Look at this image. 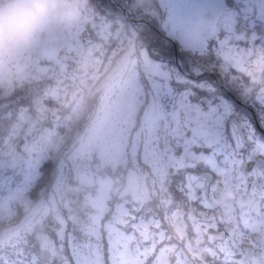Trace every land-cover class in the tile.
<instances>
[{"label": "trees", "instance_id": "obj_1", "mask_svg": "<svg viewBox=\"0 0 264 264\" xmlns=\"http://www.w3.org/2000/svg\"><path fill=\"white\" fill-rule=\"evenodd\" d=\"M206 1L200 0L195 9L187 7L182 2L176 3L178 16L188 20V18L200 15V22L194 26V31L198 34L205 33L212 28L213 13L212 18L207 22L201 21V17L207 15L204 10ZM113 5V0L106 3V6L113 7ZM101 29L103 30V27ZM78 37L70 35L65 41L61 38L58 43L49 45L46 40L41 41L40 35L37 39L38 45L35 43L12 65L6 68L5 63L0 64V92L2 94L13 89L10 82L17 86L21 85V79L25 78L29 71H34L35 74L47 70L55 71L53 76H58L57 84L52 87L59 88L63 80L66 81L64 82L66 90L63 88V92L54 93L49 99L51 103H45L46 99L35 96L32 98V104L22 108L17 118V112L14 113L16 115L13 119L10 118L12 110L7 113L6 111L1 112L14 101L0 104V119L10 118L11 124L14 123L0 141L2 143L10 141L11 148L8 152L16 158V164L6 163V166L0 169V264H48L40 254L34 251L38 248L32 244L28 235L34 231L40 220L50 213L53 206L59 207L64 215V217L60 215L59 220L65 230L68 253L60 262L55 261L51 264H75V254L80 253L87 257L88 264L92 262L107 264L101 252L105 235L113 237L116 243L118 239L122 240L125 251L129 252V256L123 257L127 264H147L153 254L160 255L157 259L164 261L165 264H216L219 259L221 261L219 256L212 257L209 253L206 254L197 239L189 233V227L178 218L176 210L178 209L177 199L180 195L176 190L174 175L179 170L172 172L167 166L168 163L164 162L167 144L158 141L152 133L153 114L160 111L159 108L154 107L159 101L155 99L152 91L142 100L138 109L136 108V117L139 116L137 123L139 127L136 133L140 132V134L136 136L135 145L133 144L135 133L132 132L134 126L130 127L132 124L129 125L127 122L129 118H122L121 112L117 109L106 111L108 117L96 116L92 119L85 136L65 151V153L70 151L73 155L72 159L71 156L68 159L69 164L67 163L71 172L48 174L44 181L45 176L36 165L37 162L42 157H46L45 162L48 160L53 162L56 168L66 164V160L57 161L56 152L69 146V138L75 135L74 128L71 129V126H76L84 119L85 110L78 111L80 108L77 106L64 111V107L71 102V97L65 101L67 88L75 82L77 86L84 83V80H90L93 72L98 68L96 63L103 61V58H98L96 54H93L90 56L92 62H89L87 67L77 68L78 61L83 60L87 55L86 46H82V41ZM146 39L153 41L151 31L141 37L144 42L142 49L145 50L147 49ZM38 52L40 55L36 58L33 53ZM146 52L155 60L153 51L152 54L147 50ZM43 54L55 58L57 60L55 65L51 60L44 58ZM62 67L67 69L63 74L60 69ZM116 84L113 82L107 87L106 91L110 96L118 93ZM144 103L147 104L140 108ZM81 109H84V106ZM32 113L37 123L44 126V131H37L34 128V122L31 120ZM44 117H49L50 121L45 120ZM67 122L70 125L66 126ZM147 122L148 128L145 124ZM27 125L29 129L24 128ZM50 125L51 129L46 127ZM59 128H64L63 134ZM122 128L124 130H121ZM13 130L29 144L22 146L23 141L21 140L22 143L16 144L12 150L11 138L14 140V135H16ZM49 153L53 157H50ZM95 153L101 156L99 164L96 165L99 171L107 165L113 167L110 173L105 171L95 175V188L92 191L88 189L87 195L82 199V202L86 203L85 205L82 203L86 211L84 217H81L77 213V208L73 206L77 203V198H71L74 199V201L70 200L72 207L65 208L61 203L65 197L63 180L69 177L67 181H75L80 173L88 172V168L92 170L91 163ZM127 161L139 162L138 170L144 167L143 172L137 174L136 186L138 197L144 199V188L149 198H154V201L146 202V211H140L130 196L120 198L113 193L117 182L115 174L124 177L135 174H131L133 169L127 172L126 166L128 170L131 169ZM14 168L16 170L12 174L11 171ZM91 170L89 172H92ZM34 197L37 198L35 201ZM23 213L28 214L24 216V222L21 223L19 217ZM11 253L18 258L13 260L12 257L9 258L8 254ZM208 256L215 261L207 263L204 258L207 259Z\"/></svg>", "mask_w": 264, "mask_h": 264}, {"label": "snow or ice", "instance_id": "obj_2", "mask_svg": "<svg viewBox=\"0 0 264 264\" xmlns=\"http://www.w3.org/2000/svg\"><path fill=\"white\" fill-rule=\"evenodd\" d=\"M132 2L122 0L125 14ZM176 2L158 0L149 25L157 39H146V50H155L163 109H178L177 118L186 117L173 149L176 190L200 209L203 220L191 219L211 234L223 264H233L229 258H238L234 249L243 237L230 235L217 214L245 233L264 230V89L245 87L264 79V47L250 53L247 45L250 25L261 32L252 40H264V2L256 21L252 13L258 0H213L214 19L222 26L202 34L194 32L200 15L178 16ZM223 192H231L230 198L222 199ZM75 255V264H88L84 254Z\"/></svg>", "mask_w": 264, "mask_h": 264}, {"label": "rangeland", "instance_id": "obj_3", "mask_svg": "<svg viewBox=\"0 0 264 264\" xmlns=\"http://www.w3.org/2000/svg\"><path fill=\"white\" fill-rule=\"evenodd\" d=\"M107 2H112V0H82L80 19L73 27L66 28L63 26H52L41 34V41L46 40L49 45L50 43H58L61 38L62 41H65L70 35L79 36L78 38L82 41V46H86L87 55L83 60L78 61L77 68H84L89 62H92L90 56H93V54H96L98 58H103L102 62L96 63L98 68L96 67L97 69L93 72L90 80H84V83H80L77 86H75L76 82L74 81L75 83L67 88L68 93H66L67 96L65 101L71 97V102L64 107V111H68L72 107L77 106L80 108L78 111L85 110L84 119L79 121L76 126H71V129L74 128L75 135L69 138V146L56 152L57 161L59 162L61 159L66 160V164L56 168L53 162H50L49 160L45 162L46 157H42L37 162L36 165L43 171L45 176L44 181L48 174H63L64 171H67L68 173L71 172L70 167H68V159L70 156L72 159L73 155H71L70 151L67 153H65V151H67V148L71 147L76 141L85 136V133L87 132L86 130L92 119H95L96 116L103 118L108 117L106 111H115V109H117L121 112L120 115L122 118H129L127 119V122L129 125L132 124L130 127L134 126L132 132L135 133L133 139V144L135 145L136 136L140 134V132L136 133L137 128L139 127L137 125L139 116L136 117L137 109L142 100L159 82L160 71L157 66V61L153 60L145 49H142L144 42L141 40L143 34L145 35L150 32L149 25L153 24L154 20L152 12L154 11V6L158 3V0H133L130 6L126 5L129 7L128 14H125L121 7L122 0H113V7L106 6ZM178 2H182V4H185L191 9H195L198 3H200V0H177L176 3ZM212 5L213 0L206 1L204 10L207 12V15L201 17V21L207 22L208 19L212 18ZM102 27L103 30L101 29ZM152 39L153 42L157 39V37H153V33ZM36 44L38 45V42H36ZM152 51L155 53V50ZM33 55L38 58L40 54L38 52L36 54L33 53ZM20 57L21 55L17 59L5 63L4 66L7 68L8 65H12V63ZM44 58L51 60L54 65L57 61L52 56L44 55ZM4 66L2 68H4ZM60 69L62 70V74L67 71L65 67ZM54 72L55 71L47 70L35 74L34 71H29L26 73L27 76L21 79V85L18 84L19 86H17V84L10 82L9 84H12L13 89L7 90L5 94L0 92V104L8 101H14V103L3 108L1 112L5 113L6 111L7 113L12 110L10 118L13 119L15 117V112H17V118L22 108L32 104V98L35 96L42 97L43 100L46 99L45 103H51L49 99L53 97L54 93H61L66 90V85H64V82H66L65 80L59 85V88L52 87V85L55 86L57 84L58 78V76H53ZM113 82L117 83L118 93L110 96L106 89ZM36 101L38 102V99H36ZM146 104L147 103H144L140 108L144 107ZM157 104H161L160 100L159 103H155V105ZM83 106L84 109H81ZM43 111H45V109ZM33 116L34 114L32 113L31 120L34 122V128L37 131H44V126L38 124ZM135 117L136 119H134ZM10 118L0 119V139L7 133L8 128L14 125V123L11 124L12 121H10ZM44 118L45 120L50 121L49 117ZM145 124L148 128V122ZM68 125L70 124L67 122L66 126ZM46 127L49 129L52 128L51 125ZM24 128L29 129V125ZM63 129L64 128H59L61 133ZM121 130L124 129L122 128ZM13 131L16 135H14V140L11 138L12 150L15 148L16 144L19 142L22 143L23 141L17 132L15 130ZM28 144L29 143L26 142V139H24L22 146ZM10 148V141H4L3 143L0 141V155H2L0 156V169H3L6 166V163L16 164V158L8 152ZM99 155L95 153L93 157L91 163L92 170L88 168V172L80 173L75 181H67L69 177L63 180L65 183V197L61 203L65 208L72 207L71 201H74V199L77 198V203L73 204V206L77 208V213L81 217H84V212L86 211L83 207V204L85 205L86 203L85 201L82 202V199L87 195L88 189H90L89 191H92L95 188V175L105 171L110 173V169L113 167L107 165L103 170L99 171L96 167L100 162L101 156ZM49 156L53 157L51 153H49ZM127 163L128 166L131 167V169L128 170L126 166L127 172L133 169L131 174H135L127 177L115 174L117 182L115 189H113V193L117 194L120 198L122 196L126 198L130 196V199L136 202L140 211H146V202L150 200L154 201V198H149V195L144 188V199L138 197V188L136 186L137 174L139 172L141 174L144 167L142 166L138 170V166H140L139 162L130 163V161H127ZM43 165H45V167ZM15 170L16 169L14 168L11 173L14 174ZM89 170L92 172H89ZM117 170L118 167L116 168V171ZM122 177L124 179H122ZM72 197L75 198L71 199ZM33 199L35 201L37 198L34 197ZM27 214L28 213H23L19 217V222H24V216ZM60 215L64 217L60 208L53 206L50 213L41 219L34 231L28 235L32 244H35L38 248V250L34 251H36L37 254H40L41 258L48 264H51L52 262L55 263V261H57V263L60 262L66 257V253H68L65 230L62 228L59 220ZM102 242L103 251L101 252H103L102 255H104L107 264H127L124 262L123 257L129 256V252L125 251V246L121 239H118L116 243L113 241V237L105 235ZM119 244H121V246ZM141 253H143L142 250ZM206 254H208V252H206ZM8 255L9 258L12 257V260L18 258V256H15L13 253ZM159 256L153 254L147 264H165L164 261L159 258L157 259ZM211 256L214 257L215 255L212 253ZM204 260H206L207 263L215 261L214 259L209 258V256L207 259L204 258ZM218 262L219 264H223V260L220 261L219 259ZM92 264L97 263L92 262Z\"/></svg>", "mask_w": 264, "mask_h": 264}, {"label": "flooded vegetation", "instance_id": "obj_4", "mask_svg": "<svg viewBox=\"0 0 264 264\" xmlns=\"http://www.w3.org/2000/svg\"><path fill=\"white\" fill-rule=\"evenodd\" d=\"M264 2V0H258L257 5L253 9L252 15L255 17V20H259L260 16V7L259 3ZM213 23L212 28L220 27L214 19L213 14ZM210 29V30H211ZM209 30V27H207ZM198 34L197 32H195ZM261 35L260 31H255L251 29V25L249 26V34L247 36V45L248 51L251 53L255 51L259 53L262 47H264V40H261L259 43H256L252 40V37L255 36L257 40H259ZM205 71H211L210 67L205 66ZM239 76V73L237 74ZM247 79V77H245ZM234 87H238L239 85L236 82H232ZM160 86V79L158 84L153 88L154 97L159 101L158 98V89ZM246 88L250 89H257L261 88L264 89V79L256 78L252 82H248L245 84ZM155 108H159L160 111L154 112L153 114V124H152V133L155 135L156 139L162 141L167 144V150L165 151L164 155V162L167 166L172 170V172H177L179 170L177 165L173 163V149L178 142V138L181 134V121L184 120L186 117L179 116L177 118L178 109L169 108L168 110H164L161 104H157L154 106ZM178 174V173H177ZM175 174V183H178V175ZM231 196V192H223L221 194L222 199H228ZM178 209L176 212L178 213L179 217L183 224L189 227V233L197 239L199 242L200 247L206 253L208 252L209 255L212 253L216 256L220 255L217 252L216 247L213 244V239L211 238V234L207 232L206 229H197L196 225L193 223L191 217L197 216L198 219L203 220V216L201 215L200 209L198 207H194L193 205L186 203L181 197L177 199ZM217 219L223 221V227L229 231L230 235H234L238 240L241 237L243 239L240 243L237 244L234 251L238 255L230 257L229 259L233 261V264H264V230L259 228L248 229L247 233L241 230V227L234 221L229 220V218L225 216H220L217 214ZM242 244V247H241Z\"/></svg>", "mask_w": 264, "mask_h": 264}, {"label": "clouds", "instance_id": "obj_5", "mask_svg": "<svg viewBox=\"0 0 264 264\" xmlns=\"http://www.w3.org/2000/svg\"><path fill=\"white\" fill-rule=\"evenodd\" d=\"M82 0H0V64L17 59L52 26L73 27Z\"/></svg>", "mask_w": 264, "mask_h": 264}]
</instances>
